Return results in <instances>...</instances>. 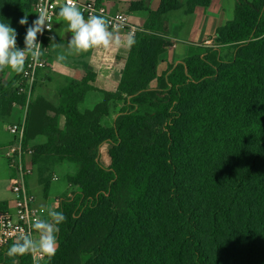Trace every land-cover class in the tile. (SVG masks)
<instances>
[{
  "label": "trees",
  "instance_id": "1",
  "mask_svg": "<svg viewBox=\"0 0 264 264\" xmlns=\"http://www.w3.org/2000/svg\"><path fill=\"white\" fill-rule=\"evenodd\" d=\"M157 1L155 11L145 10L115 90L99 91L91 110L81 107L98 91L88 72L66 80L53 106L32 94L27 101L2 83L0 70V110L26 108L23 147L32 151L28 166L42 195L65 166L73 170L67 188L79 190L73 201L69 193L62 199L55 254L36 264H264V0H233L215 47L183 59L167 77L157 76L171 47L162 23L212 0ZM34 2L0 0V23L16 30L18 48ZM37 137L45 143L30 147ZM11 245L0 249V264H33L27 253L9 257Z\"/></svg>",
  "mask_w": 264,
  "mask_h": 264
},
{
  "label": "crops",
  "instance_id": "2",
  "mask_svg": "<svg viewBox=\"0 0 264 264\" xmlns=\"http://www.w3.org/2000/svg\"><path fill=\"white\" fill-rule=\"evenodd\" d=\"M79 2L92 1L95 2L97 7H102L110 14L115 13H125L132 26L137 28L138 30L143 32L144 24L148 18L149 11H155L158 8L157 0H150L144 3L145 9L138 11H130L131 4L140 3L143 0H77ZM227 0H212L210 5L205 8L206 11H209L211 8L217 9L220 5H223ZM229 1V0H228ZM231 1V8H233V0ZM204 9V8H202ZM60 8L56 12L55 17V28L53 35L50 39L45 40L44 42V60L46 61L47 68L50 69L52 75L55 80H51V82L40 88L38 93L36 92V97H42L46 99L53 106H57L59 99L56 93V90L59 87H62L65 84V79L70 80L69 78H74L73 75L67 77L74 72H80V78L84 75V73H91L95 76L94 82L92 86L95 87L98 91L88 92L85 96L84 102L82 104V109L91 110L95 107L97 103L102 100V95L99 91L105 92H113L117 86L118 80L120 78L125 59L128 56L129 48L124 46L123 44L119 47H110L109 49H91L88 52L75 53L68 47V43L71 39L72 33L68 31L67 22L63 21L62 18L59 17ZM196 11V10H195ZM210 12V11H209ZM211 14V12H210ZM231 19H227L226 21H230ZM224 24H217L214 27V31L220 27H223ZM201 27V30H200ZM190 30V22L188 20L185 21V26L182 29V33H180L178 40V45H173L166 50L164 54L159 57V64L157 67V76L158 77H167V74L171 69L181 64L182 60L191 56L190 48L200 46V42L202 39L210 37L214 32L210 34L204 31V25H199L198 27H194L193 37L189 35ZM121 36V39L124 40L127 36V33H118ZM207 36V37H206ZM173 40L172 38H169ZM187 40V41H185ZM175 41V40H173ZM203 42V41H202ZM58 56H64L63 61H57ZM200 57V56H195ZM7 68L4 69V72ZM4 74V73H3ZM2 83L7 85L9 80H5L3 75L1 77ZM65 81V82H64ZM156 81L151 83L155 85ZM111 88V89H109ZM19 107L16 105H10L9 112L5 110H0V184L6 182L5 193H3V197H0V207L3 204H9L13 201V195L10 190V178L13 175V172L10 171L8 166V157L7 152L9 147L12 146V137L9 136L4 127L16 124L17 117L16 113L18 112ZM24 115V114H23ZM12 117L14 120H10ZM16 117V120H15ZM20 121V120H19ZM64 125V118H58V128L62 129ZM6 135L9 136L7 138ZM45 143V139L43 137H37L35 140L30 142V146L41 145ZM26 165H29V160L26 159ZM54 180H56V176L54 175ZM58 185V184H56ZM55 185V186H56ZM26 186L29 190L32 191L34 196V205L38 207H50L54 211L61 212V202L64 198L61 196L59 199L57 192H54V185L51 187L48 196L45 198L42 193H40V187L36 183V176L34 174V169H32V174L28 178H26ZM30 191V192H31ZM29 192V193H30ZM31 194V195H32ZM67 194V193H65ZM65 196V195H64ZM63 197V198H62ZM59 199V200H57ZM3 202V203H2ZM46 255L43 256L41 260L38 262H42Z\"/></svg>",
  "mask_w": 264,
  "mask_h": 264
},
{
  "label": "clouds",
  "instance_id": "3",
  "mask_svg": "<svg viewBox=\"0 0 264 264\" xmlns=\"http://www.w3.org/2000/svg\"><path fill=\"white\" fill-rule=\"evenodd\" d=\"M63 21L67 22L68 31L72 33L68 47L75 53L88 52L91 49L119 48L122 44L131 48L135 44L134 35L130 32L124 40L118 34V29L109 30L110 21L103 16L90 15L87 20L76 5L75 0H66L58 13ZM49 13L42 3L39 8V15L26 29L24 37V48L16 46V30L9 24L0 23V70L5 68L12 72L21 73L24 71L25 60L30 54L33 61H37L41 55V45L37 42V34H43L45 29L51 30L49 24ZM28 23L27 16L19 20L20 25ZM64 56H58L57 61H63ZM49 220L37 217L31 222L32 231L22 234L9 247V257L23 256L26 253H39L41 256H53L57 250L58 226L66 220L61 212L49 210Z\"/></svg>",
  "mask_w": 264,
  "mask_h": 264
},
{
  "label": "built area",
  "instance_id": "4",
  "mask_svg": "<svg viewBox=\"0 0 264 264\" xmlns=\"http://www.w3.org/2000/svg\"><path fill=\"white\" fill-rule=\"evenodd\" d=\"M34 1L33 19L35 20L37 15H39V8L43 3L49 13L51 30L49 31L45 29L43 34H37V42L41 45V55L37 61H33L30 54L27 56L24 71L20 73L19 80L16 84L19 93L26 95L27 101L31 98L38 73L47 68L43 54L44 42L52 37L55 28L56 12L66 3V0ZM75 2L86 20L90 15H99L110 21V31L118 29V33L128 34L131 32L134 36L136 33L142 32L132 26L125 13L110 14L102 7H97L95 2L92 1L79 2L75 0ZM25 110L26 108H23L24 116L17 124L6 127V131L11 135L13 142L7 152L8 166L10 171L13 172V175L9 180L13 201L11 206L9 204H3V206L0 207V249L5 248L8 244H13L22 232L32 231L33 236L36 237L37 233L34 229L30 228L31 222L37 217L49 220L50 217L48 216V211L53 210L50 207L35 206L34 198L28 192L26 186V178L31 175L32 171L30 166L25 164V161L30 158L32 151L30 148L25 150L23 147ZM70 186L71 185L68 186L69 190ZM73 200L74 195L68 194V201ZM74 209L77 210L75 207ZM75 213L74 215H77ZM27 254L31 256L33 264H36L44 256H41L39 253Z\"/></svg>",
  "mask_w": 264,
  "mask_h": 264
},
{
  "label": "rangeland",
  "instance_id": "5",
  "mask_svg": "<svg viewBox=\"0 0 264 264\" xmlns=\"http://www.w3.org/2000/svg\"><path fill=\"white\" fill-rule=\"evenodd\" d=\"M230 3H231V1L227 0L223 5H220L217 9L211 8L209 10L211 12V14L209 11L205 10L206 7L204 9L197 8L196 11H194L191 15H183V11H179L177 13L170 14L166 18V20L162 23V25L160 27L163 32H168V34H169V36H166V38L165 37L164 38L170 42L171 46L178 45V40H181V37L179 38V35H180V33H182V29L185 26L186 20H188L190 22V30L188 32L190 37H191V34L193 37V31L192 30H194V27H196V26L198 27L200 24L204 25V29H205L204 31L208 32L209 34L211 32H214L213 35L210 37L206 36L207 38L202 39L200 42V46L190 48V53L192 54L191 56H194V57L195 56H202L205 53L206 49L213 48L216 45L215 40H214L216 30L214 31V27L217 24H225L227 22L226 21L227 19H232L233 8H231L232 5ZM200 30H201V27H200ZM169 38H172L175 41L170 40ZM227 40L228 39H226L224 41L226 42ZM185 41H187V40H185ZM79 73L80 72L77 71V72H74L73 74H71L67 77H70L73 75L74 78H72V79H80L82 73H81V75H79ZM51 75H52V72L50 71L49 68H46L45 70H42L38 73L36 83H35L33 90H32V99H34L36 97L35 94H36V92L38 93V90H40V88H42L43 86H46L48 84V82L49 83L51 82V80H55V78ZM16 76H17V73L12 72L10 69H6L4 74H3V77L5 80H9L11 78L10 81H8L7 85L12 84V87H14V88H17L15 86L16 79H17ZM94 78H95V76H94ZM66 79H68V78H66ZM66 79H65V81H66ZM69 79H71V78H69ZM157 86H158V84L156 83L155 85H152V88L155 89V88H157ZM109 89H111V88H109ZM129 108H127V110H129ZM23 114H24L23 109L19 108L18 112L16 113V117H17L16 122L17 123L19 122V120L22 119V117L24 116ZM16 117H15V120H16ZM116 118H117V116H116V114H114V115H112L110 121L115 120ZM10 120H14V119L12 117H10ZM6 127L7 126H5L4 129ZM5 131H6V129H5ZM6 133L8 134L7 131H6ZM8 135L5 134V136L7 138H9V136H11V135H9V136ZM109 147L110 146L108 144H104L99 149V162L104 169L108 168V166H109V160L107 158V151H108ZM72 173H73L72 167L65 166V167H62V169L58 170L57 174H55L56 180H54V176H53L51 187H53V185H54L53 191L57 192L56 194L59 196L58 197L59 199H61V196L64 197L65 193L76 195V193L79 191L77 187H71L70 186V190H69L66 186L67 184L65 183L64 178L66 176L72 175ZM56 184H58V185H56ZM6 185H7L6 182H3L2 184H0V197H3V193H5ZM30 191L31 190H29V192ZM40 193H42L41 190H40ZM30 194H32V191L30 192ZM33 194H34V192H33ZM33 194H32V196H33ZM33 198H34V196H33ZM59 199H57V200H59ZM9 205L11 206L12 202L9 203Z\"/></svg>",
  "mask_w": 264,
  "mask_h": 264
}]
</instances>
